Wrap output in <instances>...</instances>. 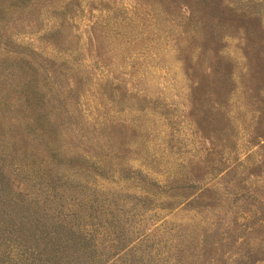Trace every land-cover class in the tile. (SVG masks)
<instances>
[{
  "label": "rangeland",
  "instance_id": "374dc122",
  "mask_svg": "<svg viewBox=\"0 0 264 264\" xmlns=\"http://www.w3.org/2000/svg\"><path fill=\"white\" fill-rule=\"evenodd\" d=\"M0 264H264V0H0Z\"/></svg>",
  "mask_w": 264,
  "mask_h": 264
}]
</instances>
